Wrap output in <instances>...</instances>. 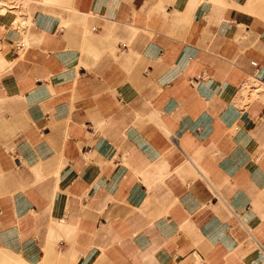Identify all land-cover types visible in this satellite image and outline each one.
Returning <instances> with one entry per match:
<instances>
[{"label": "crops", "instance_id": "0c3cea01", "mask_svg": "<svg viewBox=\"0 0 264 264\" xmlns=\"http://www.w3.org/2000/svg\"><path fill=\"white\" fill-rule=\"evenodd\" d=\"M15 1L0 250L264 264V0Z\"/></svg>", "mask_w": 264, "mask_h": 264}, {"label": "rangeland", "instance_id": "374dc122", "mask_svg": "<svg viewBox=\"0 0 264 264\" xmlns=\"http://www.w3.org/2000/svg\"><path fill=\"white\" fill-rule=\"evenodd\" d=\"M1 3H7L8 1H13V0H1ZM13 4H18V5H23V7H27V2L24 0H16L15 2L11 3ZM22 8V7H21ZM22 9H26V8H22ZM258 83V82H256ZM251 85L253 84V82L250 83ZM261 87V86H260ZM264 90V86L262 85L261 88ZM245 96L246 94H248V91H246V93H244ZM255 97V95H252V98ZM29 258L27 256H23L21 253L20 254H11L5 250H0V264H74V262H61L63 259L61 258V256H56L54 258V260L52 259V257H48L47 261H43L44 263L41 262H31L28 260ZM52 259V260H50ZM72 259H74V257H72ZM54 261V262H53Z\"/></svg>", "mask_w": 264, "mask_h": 264}, {"label": "built area", "instance_id": "2783aa9c", "mask_svg": "<svg viewBox=\"0 0 264 264\" xmlns=\"http://www.w3.org/2000/svg\"><path fill=\"white\" fill-rule=\"evenodd\" d=\"M122 46L123 47H126L127 46V44L126 43H124V44H122ZM253 64H256V62H253ZM196 259L198 258V257H195ZM189 264H197V262L196 261H194V262H190Z\"/></svg>", "mask_w": 264, "mask_h": 264}]
</instances>
